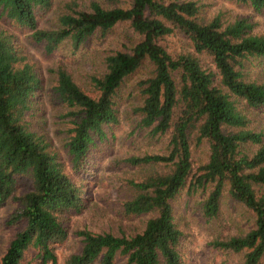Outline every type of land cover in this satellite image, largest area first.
<instances>
[{
  "label": "trees",
  "instance_id": "obj_1",
  "mask_svg": "<svg viewBox=\"0 0 264 264\" xmlns=\"http://www.w3.org/2000/svg\"><path fill=\"white\" fill-rule=\"evenodd\" d=\"M264 12V0H237ZM78 0L66 3L57 26L41 28L38 19L52 0H0V15L46 53L68 42L76 48L96 31L107 32L128 22L139 35L132 46L103 58L104 70L90 75L92 93L70 72L55 70L54 92L69 119L61 158L46 133L31 128V111L40 104L43 82L9 28L0 26V205L11 197L15 208L6 220L15 231L0 264H55V247L69 235V216L85 206L83 182L72 176L89 174V153L106 138L105 128L117 123V91L125 79L146 67L139 82L142 102L134 112L137 127L151 135L165 134L167 152H145L121 160L142 167L163 165L141 179H124L133 190L123 201L125 214L146 215L142 230L131 235L78 229L82 245L63 264H185V233L175 221L172 201L181 189L205 194L200 209L217 216L226 189L255 215L246 234L214 239L219 249L244 251L243 264L264 263V135L249 124L264 111V80L250 75L245 61L264 71V33L252 32L246 16L224 21L207 18L196 0ZM178 33L188 50L172 52L162 41ZM208 143L207 159L196 163L194 146ZM255 147L254 151H251ZM24 178L30 187L15 192Z\"/></svg>",
  "mask_w": 264,
  "mask_h": 264
},
{
  "label": "rangeland",
  "instance_id": "obj_2",
  "mask_svg": "<svg viewBox=\"0 0 264 264\" xmlns=\"http://www.w3.org/2000/svg\"><path fill=\"white\" fill-rule=\"evenodd\" d=\"M69 1L52 0L50 10L38 19L39 27L46 29L56 27L57 15L67 9L66 3ZM78 1L86 3V0ZM122 1L121 6L129 5V0ZM196 1L201 4V13L207 18L217 13L221 14L224 21L246 16L253 24V33H264V12H255L249 5L237 0ZM0 26L7 27L12 32L6 18L1 15ZM12 33L21 53L29 63L36 66L43 82L40 104L31 111L32 116L29 118L31 128L46 133L55 150L67 162V166H70L63 143L66 129L70 124L64 115L65 107L54 92L55 70L60 67L70 72L72 78L84 90L93 94L90 75L104 70V56L113 50L132 46L140 37L128 22H120L105 33L96 31L76 48H72L66 41L51 53H46L42 44L30 40L26 32L15 29ZM162 43L172 52L188 50L187 41L178 33L167 35ZM245 63L250 75L264 80V71L253 62ZM148 73L147 68L142 66L125 79L117 91V123L105 128L106 138L95 145L89 153L90 173L80 177L72 174L83 182L85 206L80 212L68 217L69 235L64 243L55 247L57 257L55 264H63L65 259L78 251L82 245L81 237L76 232L78 229L88 228L95 233L131 235L142 230L144 226L147 214L133 216L123 211V201L131 198L134 193L126 186L124 179L138 180L149 171H160L165 167L155 164L134 167L124 164L121 160L145 152H167L165 134L151 135L147 133L146 128L140 129L136 126L139 115L134 110L143 99L139 82ZM249 126L264 135V111H256L255 118ZM254 149L255 147H252L251 151ZM207 154L206 141L193 147L192 155L196 163H204ZM29 182L30 179L24 178L15 192L27 190L30 187ZM204 196L205 194L199 192L187 193L186 188H183L172 201L175 221L185 233V264H243L244 251L222 250L213 246L212 242L214 239L246 234L255 226L254 213L224 189L219 198L218 215L206 217L200 209ZM15 206L16 201L11 197L0 205V256L15 231L22 227L19 224H9L6 220ZM32 255L31 252L27 253L25 264H33L30 262ZM124 260V256L117 254L113 264H124Z\"/></svg>",
  "mask_w": 264,
  "mask_h": 264
}]
</instances>
